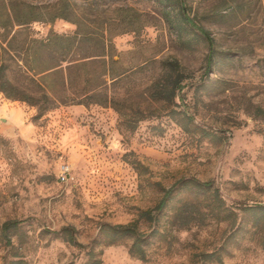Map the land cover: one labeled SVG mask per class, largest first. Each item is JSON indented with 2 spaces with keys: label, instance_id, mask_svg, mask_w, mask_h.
Instances as JSON below:
<instances>
[{
  "label": "rangeland",
  "instance_id": "rangeland-1",
  "mask_svg": "<svg viewBox=\"0 0 264 264\" xmlns=\"http://www.w3.org/2000/svg\"><path fill=\"white\" fill-rule=\"evenodd\" d=\"M66 1L0 0V20L11 8L35 18L0 28V54L7 58L1 48L9 46L16 61L9 77L27 83L17 63L29 52L20 48L50 32L105 39L111 68L122 75L87 104L59 103L42 114L0 92V264H86L101 223L135 220L142 232L160 231L147 241L148 260L130 254L125 239L95 243L101 264H264V228L244 210L264 204V0H184L213 39L209 69L207 41L178 27L174 0ZM56 12L67 17H49ZM81 48L67 59L80 58ZM100 69L95 62L85 70L97 76ZM175 77L181 87L170 97ZM61 162L70 166L63 181ZM183 178L211 182L234 213L213 220L207 198L183 188L157 223L138 217ZM184 201L194 219L178 227L171 220ZM12 220L4 235L2 223ZM71 229L82 247L66 241Z\"/></svg>",
  "mask_w": 264,
  "mask_h": 264
},
{
  "label": "trees",
  "instance_id": "trees-1",
  "mask_svg": "<svg viewBox=\"0 0 264 264\" xmlns=\"http://www.w3.org/2000/svg\"><path fill=\"white\" fill-rule=\"evenodd\" d=\"M176 5H168L170 9L174 10L179 15L178 27L179 28H193L207 41L208 55L207 67L211 68L215 58V49L213 48V39L210 37L209 32L195 22L194 18L188 13L187 6L184 0H174ZM64 2H68L64 0ZM28 8L33 9L34 6L25 4ZM52 11V10H51ZM5 16L0 20V28L6 29L13 27L14 24L23 25L35 18L21 19L15 10L11 8V12L5 10ZM51 13V12H50ZM64 12H56L54 16L67 17ZM15 38V32L11 36L9 42ZM95 40L96 45L91 44ZM8 42V43H9ZM81 43H85V51L78 59H67L69 54L82 50ZM9 45V44H8ZM92 47L97 50L90 51ZM105 39L93 38L90 34H83L78 36L77 33L72 35H62L55 32H50L45 39L29 38L25 41L21 48L24 52H29L28 57L22 62L21 65L17 63L19 69L26 73L28 81L26 84H18L9 77L11 71L10 62H15L14 58L9 53V46L1 48L3 54L7 58H2L0 54V92L6 98L12 100H20L29 105L36 107L39 114L54 108L59 103H77L87 104L94 97V92L106 86L108 78L117 80L122 73H115L111 68V64L116 62L112 55L108 52ZM40 52L45 53V58L40 59ZM107 57V58H106ZM68 62L65 68L62 67L63 62ZM99 62L101 69L97 76H93L86 69L87 66ZM23 68V69H22ZM72 70H83L77 75L71 76ZM28 73L30 75H28ZM54 78V79H53ZM57 81H56V79ZM96 80V81H95ZM76 82L74 91L70 90L72 82ZM179 78L175 77L173 86L171 87L170 97L175 96V90L180 88ZM140 165L136 163V167ZM183 188L188 189L195 195L207 198V215L209 218L217 221L227 220L234 213L228 210L221 198L217 188L212 187L209 181H200L196 178H183L175 182L171 187L163 191V195L158 203L152 209L141 210L138 213L139 218L150 223H157L159 216L169 206L171 199ZM191 203L184 201L176 207L173 219V225L178 227H186L192 221V214L184 213L183 206L191 205ZM244 210L252 211L253 224L258 227L264 228V204H255L246 206ZM199 212L198 210H196ZM17 225V221H5L1 225V231L4 235ZM67 229V228H66ZM160 235L158 228L152 229L150 232L145 233L138 229L137 221H132L127 224H111L103 222L98 227V237L93 241L87 250L88 260L86 264H101V259L98 257L100 250H96L95 243H102L104 245H113L121 243L125 239H131L132 243L129 248V253L141 261H147V254L145 246L151 237ZM66 241L78 247H82L74 234L73 230L66 231ZM264 243V241H263ZM204 255V254H203ZM212 254L206 255L211 256ZM9 264H24L21 259L12 260Z\"/></svg>",
  "mask_w": 264,
  "mask_h": 264
},
{
  "label": "built area",
  "instance_id": "built-area-1",
  "mask_svg": "<svg viewBox=\"0 0 264 264\" xmlns=\"http://www.w3.org/2000/svg\"><path fill=\"white\" fill-rule=\"evenodd\" d=\"M70 173V166L66 162H61L58 166V172H57V177L60 180H66L68 175Z\"/></svg>",
  "mask_w": 264,
  "mask_h": 264
}]
</instances>
